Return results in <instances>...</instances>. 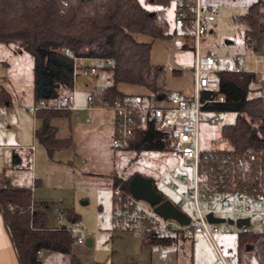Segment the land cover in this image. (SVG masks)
<instances>
[{
  "label": "rangeland",
  "instance_id": "374dc122",
  "mask_svg": "<svg viewBox=\"0 0 264 264\" xmlns=\"http://www.w3.org/2000/svg\"><path fill=\"white\" fill-rule=\"evenodd\" d=\"M253 0H212L217 5L215 20L211 31L202 36L200 53H212L222 63L231 64L239 56L246 69L264 70V36H252L245 27L233 21L244 14ZM150 12L161 11L170 32L176 27L174 13L177 0H170L165 7L150 0H139ZM145 40H152L150 58L161 63L165 69L166 83L170 93L192 94L194 81L193 52L190 48H177L176 38H152L140 34ZM151 37V38H150ZM254 38L253 44L250 39ZM9 48V47H8ZM0 45V87L8 92L9 104H0V176L10 184L31 190L32 201H46L47 215L51 226L60 223L71 228L75 237L84 231L90 239L88 245L72 243L71 254L43 251L39 255L40 264H70L74 255L80 264H223L220 256L227 261H235L237 255L238 233L213 232L211 241L205 234H195L190 239H173L168 244H149L148 239L132 231H115L111 227L113 178L132 176L140 173L153 178L155 187L165 199L175 201L174 196L159 183L169 164L168 157L156 150L135 151L117 149L112 144L114 116L110 110L89 107L86 97L96 84H110V72L103 64L98 65V78L88 75V86L75 82L76 110L53 119L58 128L56 136L70 139L54 150L49 156L45 147L37 140V127L33 114L28 107L34 100L33 59L26 53L14 52ZM174 69H179L175 73ZM183 84L179 91L177 86ZM118 84L127 92L131 88ZM255 89L250 97L260 96L264 103V81L251 83ZM66 88H59V94H66ZM124 92V93H125ZM144 95L142 92L126 93ZM141 97V96H140ZM151 97V96H150ZM152 99L150 98V101ZM99 108V109H95ZM218 117V121L209 124L206 120ZM234 112L202 113L198 131L202 142L213 140L218 147H228L222 139L221 128L234 124ZM32 145V148H31ZM72 210L78 216L76 223H68L61 217L63 210ZM57 217V219H55ZM252 217V228L264 231V225L257 224ZM1 237L6 242L2 248ZM0 264H18L10 244L2 217H0Z\"/></svg>",
  "mask_w": 264,
  "mask_h": 264
},
{
  "label": "trees",
  "instance_id": "16d2710c",
  "mask_svg": "<svg viewBox=\"0 0 264 264\" xmlns=\"http://www.w3.org/2000/svg\"><path fill=\"white\" fill-rule=\"evenodd\" d=\"M66 2V5L63 4ZM165 7L170 0H150ZM144 7L139 0H0V44L14 52L26 53L33 59L34 100L53 99L58 89L73 86V58H109L112 66H105L110 84L92 91L96 102L112 101L126 93L118 84L137 87L147 100L167 99L171 93L165 89V70L161 64L150 62V42L138 41L136 34L152 38H171L167 23L160 14ZM252 36H264V0H253L247 11L233 18ZM66 48L71 55L62 49ZM176 73L177 71L174 70ZM218 92L223 102L206 104L210 112H234V124L221 128L237 152L264 150V103L262 97H250V87L256 82L249 72L218 71ZM216 92L204 90L202 98H211ZM151 96V97H150ZM0 104H9L8 92L0 87ZM68 109H39L35 113V136L49 156L54 150L70 144V139L56 136L53 119L69 113ZM135 151L161 150L160 133L148 131L137 139ZM130 148V149H131ZM114 177L113 188H128L129 178ZM46 201L34 202L31 190L13 186L0 177V214L11 240L18 264H37L39 251L71 254L72 239L68 226L48 225ZM61 217L76 223L79 216L72 210H63ZM149 244H168L171 239L149 237ZM251 253V258L246 254ZM248 261L264 264V231L238 234L237 264ZM70 264H80L74 255Z\"/></svg>",
  "mask_w": 264,
  "mask_h": 264
},
{
  "label": "built area",
  "instance_id": "2783aa9c",
  "mask_svg": "<svg viewBox=\"0 0 264 264\" xmlns=\"http://www.w3.org/2000/svg\"><path fill=\"white\" fill-rule=\"evenodd\" d=\"M63 4L66 5V2ZM216 10L217 5L212 0H177L174 23L182 37V45L194 52V85L191 95L175 93L161 103L133 94L100 102H96L93 94L86 97L89 107H99L113 113L112 144L117 149L134 150L131 147L148 131L160 133L162 149L157 151L168 157L169 164L164 177L159 176V183L175 198V201L168 200L188 217L185 223L173 217H163L154 211L153 205L133 197L128 188L117 186L112 188L111 210V227L115 231H132L145 238L171 240L190 239L195 234H205L213 244L212 233L219 230L238 234L259 231L256 227L252 228L253 216L257 218L256 225H264V150L237 152L223 136L228 147H218L213 140L207 144L199 137L202 113L210 112L203 107L208 103L225 100V96L218 92V71L249 72L254 74L257 82L264 81V70L246 69L239 56L231 64H222L212 53H200L202 36L212 30ZM253 42L254 38H251L249 43ZM62 50L71 55L68 49ZM72 58L73 85L79 81V77L98 73L99 66L90 64V60L104 67L112 66L109 58ZM204 90L216 94L203 99L201 94ZM67 91L53 99L38 100L28 107V111L34 116L39 109H75L73 86ZM206 121L214 124L218 117ZM153 189L160 193L155 187ZM208 215L222 218L223 221H211ZM67 230L72 243L83 244L86 241L84 231L72 237L71 228ZM219 256L223 264H237V255L232 262ZM246 257L251 258V253L248 252ZM242 264L252 263L245 261Z\"/></svg>",
  "mask_w": 264,
  "mask_h": 264
},
{
  "label": "water",
  "instance_id": "95a60500",
  "mask_svg": "<svg viewBox=\"0 0 264 264\" xmlns=\"http://www.w3.org/2000/svg\"><path fill=\"white\" fill-rule=\"evenodd\" d=\"M154 14V12H150ZM79 81H87L85 77H79ZM128 190L133 197L136 199H143L147 201L150 205L154 206V211L163 217H173L182 223L188 221L181 211H179L168 199H162L160 193L156 192L152 187V178L140 173H134L128 181ZM209 219L214 222L223 221L222 218H214L208 215ZM245 219V223H247ZM231 222V220H228ZM240 223V221H239ZM88 242V241H87ZM89 244V243H88ZM40 264V263H37Z\"/></svg>",
  "mask_w": 264,
  "mask_h": 264
},
{
  "label": "crops",
  "instance_id": "0c3cea01",
  "mask_svg": "<svg viewBox=\"0 0 264 264\" xmlns=\"http://www.w3.org/2000/svg\"><path fill=\"white\" fill-rule=\"evenodd\" d=\"M177 4V3H176ZM162 15V14H161ZM166 21V20H165ZM167 23V22H166ZM167 31L168 32H170L169 30H168V26H167ZM173 36L176 38V43H177V48H179V49H188V47H185L184 45H182V43H183V40H182V37L180 36V33H179V30L175 27L174 29H173ZM141 35L140 34H136L135 35V37H136V39L138 40V41H141V42H150V43H152V41H153V39L152 40H145L144 38H142V37H140ZM151 38V37H150ZM171 38H172V36H171ZM168 39H170V38H168ZM0 45H2V46H5V48H8V46H6V45H3V44H0ZM9 49V48H8ZM10 51H11V49H9ZM193 52V51H192ZM193 55H194V52H193ZM149 59H150V62L151 63H153V64H161V63H158V62H153L152 60H151V58H150V54H149ZM92 60H90V62H91ZM218 61V60H217ZM219 62V61H218ZM193 63H194V57H193ZM162 65V64H161ZM192 66H193V64H192ZM192 66H191V69H192ZM165 70V69H164ZM175 71H177V72H179V69H174ZM192 71H193V69H192ZM176 72V73H177ZM194 75V74H193ZM96 79L98 78V73L96 74V75H93ZM86 79H87V77H85ZM108 78V77H107ZM79 82H82V83H84V84H86L87 86H88V84H90V81L87 79V81L85 80V81H79ZM108 85V84H107ZM193 85H194V81H193ZM193 85H192V90H193ZM103 86H106V85H100V84H96L95 85V87L93 88V89H91V90H89V92H88V94H92V91L95 89V88H100V87H103ZM123 86L124 87H128V88H130L129 86H127V85H125V84H123ZM2 87V86H1ZM134 87V86H133ZM118 89L119 90H121L119 87H118ZM165 89L170 93V88L168 87V85H167V83H166V77H165ZM176 89H178L179 91H181L180 89H184V87H183V84L181 85H179V86H177V88ZM137 90L139 91V92H142L140 89H133V88H131V90L130 91H127V92H125V91H123V90H121V91H123V92H125V93H134V92H137ZM59 93V92H58ZM170 95H172V94H170ZM153 100V99H152ZM153 101H155V100H153ZM157 103H161L162 102V100H160V101H156ZM95 109H99V108H95ZM101 109V108H100ZM71 110H76V108L75 109H71ZM70 110V111H71ZM104 110H106V109H104ZM69 111V112H70ZM34 119H35V115H34ZM54 124V123H53ZM55 125V124H54ZM58 129V128H57ZM58 132V131H57ZM114 133V132H113ZM61 138V137H60ZM71 143V142H70ZM31 148H32V145H31ZM1 177V176H0ZM34 202H36V201H34ZM0 217H2L1 216V214H0ZM55 219H57V217H55ZM61 219V218H60ZM3 220V219H2ZM58 220V219H57ZM46 222H47V224L48 225H51V221H49V219H48V215H47V211H46ZM61 223V222H60ZM60 223H58V224H60ZM58 224H56V225H58ZM55 225V226H56ZM5 226V225H4ZM6 228V227H5ZM6 232H7V230H6ZM7 235H8V232H7ZM148 239V238H147ZM88 241V242H87ZM86 242H87V244L89 243L90 244V239H86ZM8 244H10V246H11V248L13 249V246H12V243H11V240H10V238H9V235H8ZM88 244V245H89ZM4 246H6V242H5V240L3 239V237H1V254H2V248L4 247ZM13 251H14V249H13ZM41 253L43 254V251H41ZM14 254H15V252H14ZM16 256V255H15ZM17 259V258H16ZM18 262V261H17Z\"/></svg>",
  "mask_w": 264,
  "mask_h": 264
},
{
  "label": "flooded vegetation",
  "instance_id": "af4514ba",
  "mask_svg": "<svg viewBox=\"0 0 264 264\" xmlns=\"http://www.w3.org/2000/svg\"><path fill=\"white\" fill-rule=\"evenodd\" d=\"M162 196V195H161ZM163 198V197H162Z\"/></svg>",
  "mask_w": 264,
  "mask_h": 264
}]
</instances>
